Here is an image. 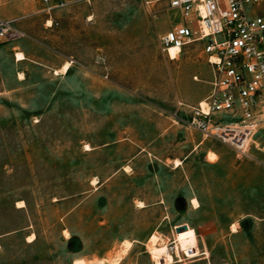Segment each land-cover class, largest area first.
Listing matches in <instances>:
<instances>
[{
    "label": "rangeland",
    "instance_id": "374dc122",
    "mask_svg": "<svg viewBox=\"0 0 264 264\" xmlns=\"http://www.w3.org/2000/svg\"><path fill=\"white\" fill-rule=\"evenodd\" d=\"M66 1L52 25L40 0L0 7L26 33L0 39V264H166L176 228L207 215L209 257L172 264H264V213L230 212L233 187L264 173V122L247 157L175 117L208 93L210 69L200 44L160 50L180 21L168 0Z\"/></svg>",
    "mask_w": 264,
    "mask_h": 264
},
{
    "label": "built area",
    "instance_id": "2783aa9c",
    "mask_svg": "<svg viewBox=\"0 0 264 264\" xmlns=\"http://www.w3.org/2000/svg\"><path fill=\"white\" fill-rule=\"evenodd\" d=\"M9 0H0V7ZM53 24L52 12L66 0H40ZM162 0H142L148 8ZM180 21L159 35V48L178 56L201 45L210 69V91L196 105L178 101L190 115L182 118L204 138L226 145L240 156L253 157L251 146L264 122V0H168ZM26 36L13 19L0 15V39ZM170 56V55H169ZM177 56V57H178ZM194 80L199 77L194 76Z\"/></svg>",
    "mask_w": 264,
    "mask_h": 264
},
{
    "label": "crops",
    "instance_id": "0c3cea01",
    "mask_svg": "<svg viewBox=\"0 0 264 264\" xmlns=\"http://www.w3.org/2000/svg\"><path fill=\"white\" fill-rule=\"evenodd\" d=\"M9 14L14 15L15 13L14 11H11L9 12ZM0 15L5 18H9L3 15L1 11H0ZM15 60L20 61L16 59V55H15ZM209 91H210V84H209ZM208 93L205 96L202 95L200 97H197L195 99H190V100L191 102H194V104H197L199 101L203 100L208 95ZM210 152L215 153L214 154L215 156L210 158L211 159L210 162L213 164H216L217 163L216 158L219 157L220 153L217 149H210V151L207 152L208 155ZM261 152H263L261 156L262 158H257V161H259V163H261V165L264 167V151H261ZM235 178L239 180L240 175L239 176L236 175ZM247 181L249 183L248 186L242 187V189L239 183L238 184L235 183L236 185L233 187L232 193L230 195L231 203L233 207V210H231L230 212L232 214L238 213L239 215H243L242 217L238 218L240 220H244L245 216L258 217L260 213L262 212L264 213V209H263L264 208V173L259 174V175L248 176ZM202 197L203 195L199 197L200 200H198V198L196 197H191L192 205H193L194 198H196L199 202L198 206L193 205L194 209L202 208V204H203L201 200ZM209 197H213V195L211 194ZM139 207H144V206H139ZM205 211L206 212L207 211L216 212V213L218 212L217 209H214V210L208 209ZM211 217H212L211 215H207L205 216V218L207 219L202 218V219H205L204 222L199 223L197 227L191 226L189 224H184L183 227L181 228L177 226L178 228H176V231H174V239L172 240V243L173 244L176 243L175 245L177 246L179 245L178 246L179 253L176 252V249L174 247L175 252L171 250L173 257L168 262H166V264H172L178 261L183 262L186 259L195 258L198 256H204L205 258L209 257L210 253L206 245V238L211 235H215L219 232V228H218V225L215 219L212 217V220H211L210 219ZM230 226L233 229V226H237L236 222H232ZM235 231H238V229L236 228ZM27 241L32 242V241H29L28 239ZM158 243H159V232L156 234L154 231L148 241L149 247L150 246L153 247L149 249V252L151 254L158 253L159 251ZM0 250H2V240L1 239H0ZM182 253H184V256L182 255Z\"/></svg>",
    "mask_w": 264,
    "mask_h": 264
},
{
    "label": "bare ground",
    "instance_id": "6f19581e",
    "mask_svg": "<svg viewBox=\"0 0 264 264\" xmlns=\"http://www.w3.org/2000/svg\"><path fill=\"white\" fill-rule=\"evenodd\" d=\"M177 53H178V48H174V47H172V48L170 49V54H168V56L170 55V56H169L170 59H176L177 56H178ZM16 57H17L18 60H23V59H25V55H24L22 52H18V53L16 54ZM70 65H71L70 62H66V63L63 65L61 71H62L63 73L67 72L68 69L70 68ZM56 72H58V70H56ZM176 164L178 165V164H179V161H176ZM20 203H22V202H20ZM193 204H194L195 206H198V205H199L198 200L194 198V199H193ZM138 206H144V203H143L142 201H139V202H138ZM233 229L236 230V226H233ZM174 247H175V249H176V252L179 253V250H178V247H177V246L171 245V247H170L171 250L174 249ZM151 248H153V247H151ZM154 250H155V248H154Z\"/></svg>",
    "mask_w": 264,
    "mask_h": 264
}]
</instances>
